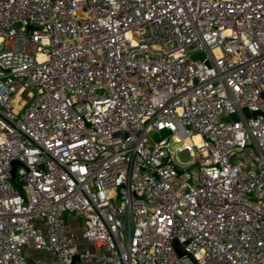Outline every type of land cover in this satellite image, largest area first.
<instances>
[{
	"label": "built area",
	"instance_id": "2783aa9c",
	"mask_svg": "<svg viewBox=\"0 0 264 264\" xmlns=\"http://www.w3.org/2000/svg\"><path fill=\"white\" fill-rule=\"evenodd\" d=\"M28 251L264 264V0H0V264Z\"/></svg>",
	"mask_w": 264,
	"mask_h": 264
},
{
	"label": "crops",
	"instance_id": "0c3cea01",
	"mask_svg": "<svg viewBox=\"0 0 264 264\" xmlns=\"http://www.w3.org/2000/svg\"><path fill=\"white\" fill-rule=\"evenodd\" d=\"M29 264H55V258L52 254L43 251H28Z\"/></svg>",
	"mask_w": 264,
	"mask_h": 264
},
{
	"label": "water",
	"instance_id": "95a60500",
	"mask_svg": "<svg viewBox=\"0 0 264 264\" xmlns=\"http://www.w3.org/2000/svg\"><path fill=\"white\" fill-rule=\"evenodd\" d=\"M193 58H202V59H203L204 56H203V54H197V55H194ZM254 114H256V112H254ZM168 134H169L168 131H163V132L161 133V136H160L159 134H154V138H155L156 141H160V140H162L163 137H165V136L168 135ZM16 165H17V162H14V164H13V171H12L13 175H14V172H15V167H16ZM77 260H78V257L76 256V257L74 258V262H73V264H74Z\"/></svg>",
	"mask_w": 264,
	"mask_h": 264
},
{
	"label": "rangeland",
	"instance_id": "374dc122",
	"mask_svg": "<svg viewBox=\"0 0 264 264\" xmlns=\"http://www.w3.org/2000/svg\"><path fill=\"white\" fill-rule=\"evenodd\" d=\"M188 158V157H187ZM14 184H15V181H14ZM30 264H33L32 262Z\"/></svg>",
	"mask_w": 264,
	"mask_h": 264
}]
</instances>
